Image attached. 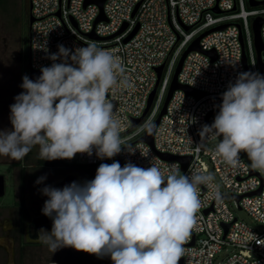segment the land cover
<instances>
[{
    "label": "clouds",
    "instance_id": "obj_1",
    "mask_svg": "<svg viewBox=\"0 0 264 264\" xmlns=\"http://www.w3.org/2000/svg\"><path fill=\"white\" fill-rule=\"evenodd\" d=\"M48 58L51 67L41 68L35 81L22 78L24 91L10 106L13 130L0 131V156L21 160L37 145L40 159L47 161L92 156L93 150L100 159H111L122 148L135 154L136 146L122 147L121 121L107 98L110 91L134 86L120 57L89 41L74 50L58 45ZM155 127L149 120L141 131L152 136ZM198 134L222 137L214 155L223 163L237 168L245 153L250 167L264 172V75L239 73L223 93L214 122ZM213 180L206 170L188 176L176 165L165 176L153 164H101L83 185L42 189L48 197L42 214L53 225L37 239L53 253L72 248L98 258L109 255L113 264H179L201 208L200 185ZM214 198L221 199L218 190ZM256 242L264 245V240Z\"/></svg>",
    "mask_w": 264,
    "mask_h": 264
},
{
    "label": "built area",
    "instance_id": "obj_2",
    "mask_svg": "<svg viewBox=\"0 0 264 264\" xmlns=\"http://www.w3.org/2000/svg\"><path fill=\"white\" fill-rule=\"evenodd\" d=\"M96 1L31 0L35 18L30 31L31 67L34 70L51 67L53 61L48 57L58 52V45L74 50L86 47L89 41L119 56L134 86L110 91L107 98L114 104L121 121L122 147L136 146L135 154L122 150L120 157L124 166L131 163L149 168L153 164L167 176L169 166L176 165L184 175L206 170L215 176L211 185H200L201 208L179 264H264V245L256 242V239L264 240V187L259 195L247 196L262 188L264 176L253 170L242 154L237 168L223 163L214 155L217 141L222 137L201 138L198 134L202 126L214 122L228 85L235 83L239 73L246 72L243 50L250 72L260 73L251 25L254 18L264 17V7L250 8L247 0H107L103 8L106 21L96 24L101 13ZM216 6L221 14L213 12ZM226 24L230 26L225 30L213 32L201 40V51L187 56L179 75L180 84L202 96L197 98L182 90L176 91L155 133L157 152L191 157L183 172L179 162L164 161L148 144L144 143L142 147L137 142L146 134L141 131V126L146 121L154 124L157 120L183 53L203 33ZM125 25L126 30L112 40L96 41L89 37L94 33L99 38H108L117 35ZM137 25L140 26L138 33L124 43ZM236 25L241 26L244 49ZM261 35L264 43V25ZM211 51L216 52L215 60L204 53ZM262 58L264 62V53ZM162 66L164 69L152 107L133 127L134 120L141 119L145 113L158 81L156 69ZM146 151L147 157L142 155ZM66 161L98 168L101 164L117 162V158L100 159L93 150L92 156L78 153ZM217 190L227 199H215ZM233 196L242 199L237 202ZM232 199L237 202V208L246 211L259 227L251 226L235 215L229 205ZM224 224H231L225 238ZM223 252L228 255L218 261Z\"/></svg>",
    "mask_w": 264,
    "mask_h": 264
},
{
    "label": "crops",
    "instance_id": "obj_3",
    "mask_svg": "<svg viewBox=\"0 0 264 264\" xmlns=\"http://www.w3.org/2000/svg\"><path fill=\"white\" fill-rule=\"evenodd\" d=\"M10 116V115H8ZM10 117L4 118L2 105H0V131H12ZM39 149L35 146L21 160H12L8 157L0 156V175H4L6 185L8 179L11 180L9 187H6V194L0 198V264H22L17 260V250L23 246L26 252L33 247L34 241H39L32 237L33 216L35 211L36 188L35 181L44 177L45 181H56L68 175H78L81 172L70 168L67 171L62 160L47 161L40 160L38 164L32 159L33 150ZM61 171L55 177L50 171ZM67 177V176H66ZM28 262V261H27ZM26 264H29L26 263Z\"/></svg>",
    "mask_w": 264,
    "mask_h": 264
},
{
    "label": "water",
    "instance_id": "obj_4",
    "mask_svg": "<svg viewBox=\"0 0 264 264\" xmlns=\"http://www.w3.org/2000/svg\"><path fill=\"white\" fill-rule=\"evenodd\" d=\"M106 1L107 0H97L95 2V4H97L99 6L100 10H101V13H100V15H99V17H98V19L96 21V24H98L99 22H102V21H106V17H105L104 12H103V8H104V5H105ZM247 1H248V5H249L250 8H260V7H264V2H257L255 0H247ZM88 4H89V2L86 3V6ZM139 6L140 5H138L136 7L135 11L133 12V16L136 15ZM213 12L215 14H221V11L218 9L217 6L213 9ZM27 13H28L27 14V18H28V23H29V37H30L31 27H32V25L35 22V18L32 15V3H31V0H28ZM263 25H264V17H262V16H258V17L254 18L252 20L251 27H252V31H253L254 45H255L256 52H257V57H258V62H259V70H260V74L261 75H264V62H263V58H262L263 53H264V43H263V39H262V35H261ZM229 26L230 25H228V24L222 25V26L213 28V29H211V30L203 33L183 53L182 57L179 60L178 65H177V68H176V71H175V75H174L173 80L171 82V85H170V88H169V91H168V94H167L165 103H164V105L162 107V110H161V112H160L157 120L154 122V125L156 126L155 127V130H154V134L152 136H148V135L145 134L137 142L143 141L144 143L148 144L151 148H153L155 150L154 138H155L156 130H157V128H158V126H159L162 118L166 115V113H167V107H168V105H169V103H170V101H171V99H172V97H173V95H174V93L176 91L182 90L187 95L195 96L197 98H200L202 96V94L196 92L192 88L180 84L178 78H179V75H180V73L182 71L184 62H185L187 56L190 53L201 51L200 42H201V40L204 37H206L207 35H209V34H211L213 32L223 31L226 28H228ZM236 26L239 28V30L241 32V34H240V41H241V44H242L243 49H244V39H243V35H242L241 26L240 25H236ZM126 28H127V25H125L122 28V30L117 35H114V36H111V37H108V38H99L94 33H91L89 35V37L92 40H96V41H109V40H112L113 38H115L116 36L122 34L126 30ZM139 28H140V26L137 25L136 28L133 30V32L124 40V43H128L138 33ZM204 53L207 56H209L212 60H215L216 57H217L215 51L204 52ZM243 63H244V66L246 68V72H250L249 66H248V59H247V55H246L245 50H243ZM163 69H164V66L159 67V68L156 69V72H157V75H158L157 84H156L153 92L151 93V96H150L149 102H148V106H147V108L145 110V113H144L143 117L141 119H139V120H134L133 127H135L147 115V113L151 109L152 104H153L154 99H155V96H156V93H157V90H158V87H159V84H160V80H161V76H162ZM26 73H27V76L29 77V79H31L33 81H35L41 75V71L40 70H34L31 67L30 42H29L28 65H27ZM122 150H123V148H122ZM156 153L164 161H177V162H179L181 164V166H182V171L183 172L186 171V169L188 168V166H189V164L191 162V157H188V156L187 157H174V156H171V155L159 153L157 151H156ZM120 154L116 155V158H117V162H119L120 166L123 168L124 167V164H123V161H122V159L120 157ZM253 174L254 175L255 174L258 175L257 173H253ZM70 184H72V178L69 177V176H67L66 178H64L63 181H61L58 184V187H59V189H62L65 186H68ZM6 187H7V185H6L5 176L4 175H0V198H2V197L5 196V194H6ZM263 187H264V180H263V186H262V188L260 190L254 192V193H250L247 196L259 195L261 193ZM233 198L237 202H239L242 199L241 196H233ZM221 199L226 200L227 197L226 196H223V197H221ZM205 213L208 214L209 211H206ZM230 226H231V224H224L223 225L224 230H225L224 238L226 237V235H227V233L229 231ZM193 244L194 243H192V245Z\"/></svg>",
    "mask_w": 264,
    "mask_h": 264
},
{
    "label": "rangeland",
    "instance_id": "obj_5",
    "mask_svg": "<svg viewBox=\"0 0 264 264\" xmlns=\"http://www.w3.org/2000/svg\"><path fill=\"white\" fill-rule=\"evenodd\" d=\"M17 4L18 5L16 6L13 5L12 1L13 9L8 13L2 10V8L0 7V105H2L4 118L10 117L8 116L11 115L10 106L15 103V97L24 91L21 88V84L23 82L22 78L25 72L21 23L16 21V17H19L20 13L22 12V4L20 0H18ZM220 140H222V138L217 142H219ZM33 152L34 153L32 155V159L38 164V162L41 160L39 157V149H34ZM241 154L245 162L250 166V161L248 160L247 155L245 153ZM61 162L67 163L66 160H62ZM70 164L86 165L78 163L77 161H73ZM89 169L92 170L93 168ZM57 172L59 174L61 173V171ZM57 172L52 170L50 171V174L55 177V173L58 174ZM259 172L262 174V176H264V172ZM7 182L8 187L9 184H13L9 179ZM236 204L237 202L233 199L229 201V205L232 207L235 215L247 224L259 227V225L253 220V218L250 217L246 211L239 210ZM57 254L60 255L59 257L57 256L56 259L61 261L62 264H65L67 260L68 264H75L73 256H67V254L69 255L67 250L59 251L57 253H53L51 251L50 255L48 254L49 256L47 257V259L54 261L55 255ZM227 255L228 253L223 252L218 257V261L223 260ZM91 264H113V262L109 255H105L101 259H94Z\"/></svg>",
    "mask_w": 264,
    "mask_h": 264
},
{
    "label": "flooded vegetation",
    "instance_id": "obj_6",
    "mask_svg": "<svg viewBox=\"0 0 264 264\" xmlns=\"http://www.w3.org/2000/svg\"><path fill=\"white\" fill-rule=\"evenodd\" d=\"M26 68L27 67H25L24 76L27 75ZM65 169L67 171H72V169H70V168H65ZM96 172H97V169H95V168L92 170H88V172H83V171L77 172V174L79 176L78 175L75 176L72 173H71V175H68L66 172V174L63 177L59 178L56 181H47L46 182L45 180H43V182L39 183V184L36 183L37 180L35 181V188L37 191L36 192L37 196L35 198V211H34V216H33L32 237L37 239L41 230H44V231L49 232V233L52 230V225H53L52 219L42 214V209L44 207L45 201L48 199L47 196L43 195L42 189L45 187H51V188L59 189L58 184L61 181H63L64 178H66V176H69L72 178V183L76 182L79 185H83L86 182L92 181L95 178ZM33 243H34V245L29 250V252H26V250L23 246H19V248L17 250V260L20 263L26 264L29 262V264H62L61 261L56 259V257L57 256L59 257L60 254L55 255L54 261L48 260L47 257L51 253L49 247L40 241H34ZM65 250H67V252L69 253V255L67 254V256H71V257L73 256L75 264H83L82 261H83L84 256L87 257V264H91L92 261H94V259H96V260L101 259L95 255H90V254H87L84 252H77L72 248H62V249L56 251L55 253H57L59 251H65ZM65 264H68V260Z\"/></svg>",
    "mask_w": 264,
    "mask_h": 264
},
{
    "label": "trees",
    "instance_id": "obj_7",
    "mask_svg": "<svg viewBox=\"0 0 264 264\" xmlns=\"http://www.w3.org/2000/svg\"><path fill=\"white\" fill-rule=\"evenodd\" d=\"M12 1H13V5H18L16 0H0V7L2 8V10H4L5 12H10L13 9V5H12ZM21 4H22V8H21V13L19 15V17H16V21H18L19 23H21V36H22V44H23V52H24V66L27 67L28 65V54H29V42H30V37H29V23H28V18H27V5H28V0H20ZM27 69V68H26ZM29 154V153H28ZM68 168H74L77 169L79 171H83V172H88V170H91L89 168H95L98 169L95 166H90V165H66ZM83 264H87V257L84 256L83 258Z\"/></svg>",
    "mask_w": 264,
    "mask_h": 264
}]
</instances>
